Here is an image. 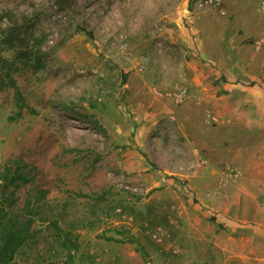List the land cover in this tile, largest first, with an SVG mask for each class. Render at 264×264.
I'll use <instances>...</instances> for the list:
<instances>
[{"label": "rangeland", "instance_id": "rangeland-1", "mask_svg": "<svg viewBox=\"0 0 264 264\" xmlns=\"http://www.w3.org/2000/svg\"><path fill=\"white\" fill-rule=\"evenodd\" d=\"M70 3L0 0V37L10 20L24 23L41 36L44 64L19 62L12 76L20 94L0 90V177L9 160L29 163L33 181L20 187V204L31 184L46 189L58 226L75 239H58L51 220H35L15 260L264 264V88L253 106L249 90L218 87L226 79L200 55L192 27L207 14L213 28L236 33L238 5ZM261 3L246 0L241 11L264 15ZM2 54L15 58L14 50ZM196 77L211 79L207 147L174 118Z\"/></svg>", "mask_w": 264, "mask_h": 264}, {"label": "crops", "instance_id": "crops-1", "mask_svg": "<svg viewBox=\"0 0 264 264\" xmlns=\"http://www.w3.org/2000/svg\"><path fill=\"white\" fill-rule=\"evenodd\" d=\"M245 1L234 0L240 10L237 21H240L238 28L241 30L236 33L229 25L223 31L213 28L214 20L207 14L195 19L192 27L196 33L195 40L200 55L204 59L215 61L214 64L219 67L217 71L226 79L217 86L238 95L243 94L241 91L249 90L246 98L251 100L254 106V102L261 99L258 89L264 88V15L256 13L250 15L241 11L247 8L242 5ZM257 1L264 2V0ZM232 80L238 81L234 83ZM210 81L211 79L208 78L196 77L193 91L181 104L173 106L174 118L180 130L192 141L205 147L213 141L207 133L209 126L204 122V116L208 111L207 101L212 98V95L208 96ZM240 84L242 87H238ZM201 88L204 91L198 94L199 96L195 95V91H200Z\"/></svg>", "mask_w": 264, "mask_h": 264}, {"label": "trees", "instance_id": "trees-1", "mask_svg": "<svg viewBox=\"0 0 264 264\" xmlns=\"http://www.w3.org/2000/svg\"><path fill=\"white\" fill-rule=\"evenodd\" d=\"M59 7L70 6V0H57ZM2 30L0 37V90L6 87L16 89L20 94L16 80L12 73L19 68L18 63L27 64L34 60L33 68L39 70L44 64L38 56L40 52L41 36L27 34L24 23L10 20ZM79 30L85 29L77 26ZM92 38V32L86 31ZM4 49L15 51V58L9 60L2 54ZM3 73V74H2ZM33 167L21 160H9L0 177V264H20L15 260L18 251L28 244L34 237L32 228L35 220L47 221L56 230L57 238L62 235L75 245L71 234L58 226L59 213H52V205L46 200L47 190L31 184L26 191L25 198L20 204L18 191L20 187L33 181ZM50 206V208H49ZM47 207V209H46ZM49 208V209H48ZM46 211H51L50 214ZM112 239V238H109ZM65 247H68L67 244Z\"/></svg>", "mask_w": 264, "mask_h": 264}, {"label": "built area", "instance_id": "built-area-1", "mask_svg": "<svg viewBox=\"0 0 264 264\" xmlns=\"http://www.w3.org/2000/svg\"><path fill=\"white\" fill-rule=\"evenodd\" d=\"M261 8L264 9V2L261 3Z\"/></svg>", "mask_w": 264, "mask_h": 264}]
</instances>
